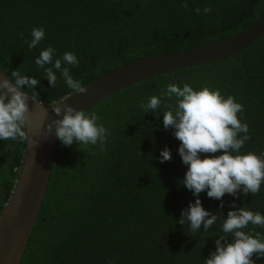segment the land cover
<instances>
[{"label": "trees", "instance_id": "obj_1", "mask_svg": "<svg viewBox=\"0 0 264 264\" xmlns=\"http://www.w3.org/2000/svg\"><path fill=\"white\" fill-rule=\"evenodd\" d=\"M204 7L212 11L204 14ZM263 12L264 0H0V69L36 77L34 99L53 104L73 91L62 78L57 86L49 85L35 65L49 45L57 57L76 54L79 64L70 71L86 86L139 59L232 38ZM33 27H43L45 38L30 51L25 39L30 41ZM169 83L207 85L232 95L243 105L238 118L249 128L241 152L264 153L263 35L234 56L151 77L86 110L95 112L109 131L104 149L59 141L22 264H204L215 251L234 198L225 194L221 208L219 200L200 193L203 207L219 215L208 232L201 227L193 233L187 222L179 224L196 197L180 183L187 170L177 151L180 141L163 127L165 105H174V98L165 99L155 114L140 107ZM26 144L0 140V215L19 178L15 169L22 170ZM166 146L172 159L161 163ZM235 203L264 214V183L259 193L241 194ZM244 230L264 238L260 226ZM256 264H264V258Z\"/></svg>", "mask_w": 264, "mask_h": 264}, {"label": "clouds", "instance_id": "obj_2", "mask_svg": "<svg viewBox=\"0 0 264 264\" xmlns=\"http://www.w3.org/2000/svg\"><path fill=\"white\" fill-rule=\"evenodd\" d=\"M194 11L200 14L201 9ZM211 11L210 7L203 8L204 14ZM30 36V41L25 39V43L31 51L44 40L45 30L33 27ZM34 63L44 70L49 85L57 86L58 79L62 78L73 92L86 91L70 71L69 66L79 64L75 53L64 52L57 57L56 49L49 45L40 51ZM5 76L0 78V140L28 143L29 102L35 103L34 89L40 80L19 69ZM173 98L174 105H165L167 110L162 113L163 127L172 129L174 137L180 141L177 151L187 168L180 183L196 197L182 211L178 223L183 226L187 222L193 233L201 227L203 232H208L219 215L203 207L200 193L206 192L207 197L219 200L221 208L225 194L232 196L231 210L223 217L220 227L223 234L215 240V251L204 259V264H256L264 258V238L259 232L244 229L250 224L264 228V214L237 207L235 200L241 194L254 196L260 192L264 183V153L241 152L250 139L247 123L238 118L243 105L232 95H222L219 88L169 83L159 96H150L140 107L145 113L155 114L165 99ZM50 106L57 119L47 125V132L52 133L54 128L62 145L97 146L103 151L109 131L95 112L86 113L65 102ZM159 159L161 163L172 159L167 146L161 150Z\"/></svg>", "mask_w": 264, "mask_h": 264}, {"label": "water", "instance_id": "obj_3", "mask_svg": "<svg viewBox=\"0 0 264 264\" xmlns=\"http://www.w3.org/2000/svg\"><path fill=\"white\" fill-rule=\"evenodd\" d=\"M264 35V12L242 33L212 45L164 53L120 66L87 84L84 93L61 101L88 110L113 94L167 72L223 60L238 54ZM0 69V78H6ZM35 100V99H34ZM29 102V142L15 189L0 215V264H22L51 181L59 140L47 132L57 119L50 104Z\"/></svg>", "mask_w": 264, "mask_h": 264}, {"label": "built area", "instance_id": "obj_4", "mask_svg": "<svg viewBox=\"0 0 264 264\" xmlns=\"http://www.w3.org/2000/svg\"><path fill=\"white\" fill-rule=\"evenodd\" d=\"M15 171H16V172H20L21 170H20L19 167H17V168L15 169Z\"/></svg>", "mask_w": 264, "mask_h": 264}]
</instances>
